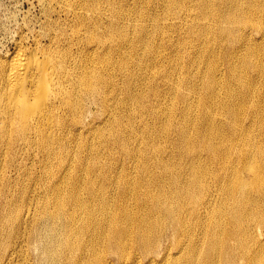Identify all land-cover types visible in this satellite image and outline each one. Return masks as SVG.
<instances>
[{
	"label": "bare ground",
	"instance_id": "bare-ground-1",
	"mask_svg": "<svg viewBox=\"0 0 264 264\" xmlns=\"http://www.w3.org/2000/svg\"><path fill=\"white\" fill-rule=\"evenodd\" d=\"M52 2L0 59V264H264V0Z\"/></svg>",
	"mask_w": 264,
	"mask_h": 264
},
{
	"label": "rangeland",
	"instance_id": "rangeland-1",
	"mask_svg": "<svg viewBox=\"0 0 264 264\" xmlns=\"http://www.w3.org/2000/svg\"><path fill=\"white\" fill-rule=\"evenodd\" d=\"M51 5L53 8H44L43 0H0V59L18 48L35 51L50 45L49 36L42 34L46 24L65 25L62 9L55 2Z\"/></svg>",
	"mask_w": 264,
	"mask_h": 264
}]
</instances>
